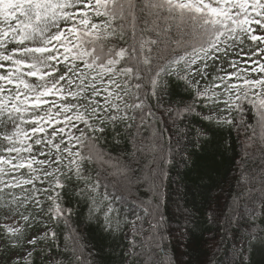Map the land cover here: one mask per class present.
I'll use <instances>...</instances> for the list:
<instances>
[{"label":"snow or ice","instance_id":"snow-or-ice-1","mask_svg":"<svg viewBox=\"0 0 264 264\" xmlns=\"http://www.w3.org/2000/svg\"><path fill=\"white\" fill-rule=\"evenodd\" d=\"M173 221L264 264V0H0V264H177Z\"/></svg>","mask_w":264,"mask_h":264},{"label":"trees","instance_id":"trees-1","mask_svg":"<svg viewBox=\"0 0 264 264\" xmlns=\"http://www.w3.org/2000/svg\"><path fill=\"white\" fill-rule=\"evenodd\" d=\"M235 139V138H234ZM202 161L198 160V163ZM191 173L185 168L182 163L177 162L176 167L172 169V177L177 182L183 180L186 176H190ZM236 173L232 171V165L225 160L221 175L216 177V181L225 189L228 187L230 181L234 180ZM184 231L183 224L173 221L170 224L169 232L171 233V245L169 249V255L174 252L177 264H200V261L205 259L210 252V248L207 246L211 243L207 237L210 235L208 231H197L195 243L187 244L183 243L187 237L183 236ZM223 257V252L217 253V259ZM157 257L154 255L153 259ZM145 259V257H141Z\"/></svg>","mask_w":264,"mask_h":264}]
</instances>
